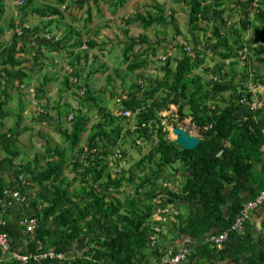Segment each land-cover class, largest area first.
I'll return each mask as SVG.
<instances>
[{"label": "trees", "instance_id": "1", "mask_svg": "<svg viewBox=\"0 0 264 264\" xmlns=\"http://www.w3.org/2000/svg\"><path fill=\"white\" fill-rule=\"evenodd\" d=\"M53 1L36 4L35 0H25L17 4L20 15L22 11H32L40 16L41 23L25 28L21 35L16 32L10 45L1 47L0 43V150L5 152L0 156V198L6 197L5 188H18L29 201L28 206L25 202L17 203L3 211L6 220L3 230L9 234L12 250L20 253L36 251L40 240L46 249L76 255L70 264H149L155 254L149 245L154 232L151 219L153 198L164 189V180H172L176 177L175 172L182 170L178 191L165 188L172 196L169 200L180 203L182 210L177 221H170L164 227L166 230L161 232L159 245L172 243L178 246L176 240L188 236L189 240L184 243L192 253L182 264H264V202L253 209L243 229L231 231L221 247L204 242L208 233L230 227L244 204L264 189V107L255 111L249 104L241 102L243 95L251 96L244 85L250 65L242 66L237 60L245 30L251 27L247 19H241L240 25L233 22L229 26L230 15L225 17V0H187L191 21L202 18L209 27L202 28L196 23L200 29L208 30L206 42L216 40L211 47L218 59L213 67L203 68L206 74L216 75V79H204L196 72L205 57L189 53L183 43L173 42L172 49H180L179 54L159 59L163 78L140 72L142 80L126 91V97L124 94L118 96V102L125 109L136 111L142 107L136 114L139 127L135 128L125 127L121 121L127 117L114 115L103 103V98L94 94L88 79L84 80L86 94L83 97L78 92L76 94L81 97L82 107L74 109L71 127H64L61 119L57 126L69 146L46 144V150L36 153L30 162L17 164L19 135L24 130L20 128L23 107L17 111L15 125L7 126L6 118L11 111L6 105L12 97L10 89L22 91L30 85V60L23 55L33 53V62L38 63L43 47L49 50L63 47L64 39L48 41L44 36L45 32L59 28L63 16L61 6L66 4V8L69 5L68 0ZM78 1L83 3L86 0ZM240 2L249 10L250 0ZM261 4V10L256 13L258 23L252 27L253 35L249 38L251 41L256 37L264 40V0ZM0 11H4L3 0H0ZM146 13L139 11L124 20L127 24L143 21L145 28L155 22L165 26L169 23L176 32H181L174 12L165 15L158 5L155 11ZM13 26H16L14 22ZM3 31L4 27L0 25V32ZM67 32L77 35L70 46H81L80 32L71 25ZM40 33L44 42L38 48L33 44L27 46L28 36ZM87 42L89 48L97 44L95 38ZM139 43L149 45L136 51ZM124 50L128 60L131 55L139 58L156 49L148 34L143 32L132 37ZM70 54L73 56L72 66L76 68L74 73L83 79L81 60L90 64L89 51L71 50ZM254 55L257 61L255 79L264 82V44L254 48ZM227 58L233 59L229 65L225 62ZM147 61L148 56L129 62V67L135 70L144 67ZM52 78L55 76L45 75L38 88L35 87L37 97L43 95ZM68 81L66 75L64 82L67 84ZM171 103L179 105L180 119L191 116V122L199 129L201 142L195 148L183 147L169 138L168 130H164L160 111L169 108ZM84 106L98 108L101 114L91 128L88 127L91 116L84 111ZM69 107V103L59 105V116L66 114L67 117ZM144 121H151V126H141ZM88 130L91 131L86 144L82 145ZM128 139L136 144L138 139L150 141L152 145L139 159L131 160L128 166L117 171L111 166L113 147L119 149L120 144ZM122 153L127 156L126 150ZM177 162L181 163V168L168 174L166 168ZM118 165L121 164L118 162ZM67 168L75 172L72 181L65 173ZM22 179L28 183L22 184ZM75 180L78 184L72 188ZM126 184H134L136 189L122 198L119 195ZM30 214L39 217L34 239L20 224V220ZM257 214L263 216L258 235L254 232L256 223L251 220ZM0 264L21 263L0 248ZM30 264L69 262L48 258Z\"/></svg>", "mask_w": 264, "mask_h": 264}, {"label": "rangeland", "instance_id": "2", "mask_svg": "<svg viewBox=\"0 0 264 264\" xmlns=\"http://www.w3.org/2000/svg\"><path fill=\"white\" fill-rule=\"evenodd\" d=\"M16 1L17 0H3L4 11H0V25L4 27V31L0 32L1 47L5 44L10 45L16 33L15 29L18 27V24L35 26L41 23L40 16L32 11L25 10V12L22 11L23 14L20 15L17 11L18 6ZM35 1L36 4L54 2L53 0ZM205 1L208 2L214 0ZM68 2L69 5H67L66 8V4L61 6L63 16H61L59 20V28L55 27V31L62 34V39H64L63 47L59 50H49L48 47H43L42 56L38 63L33 62V53L23 55L30 60V85L38 88L45 75H53L55 78H52L50 82L46 84V91L40 96V98L37 96L33 98L32 96L34 95L29 92L27 88L22 91L10 89L12 97L6 105V108L11 111V114L6 118L7 126L15 125L18 121L17 111L21 110L23 107V118L21 120L20 128H24V130H22V133L19 135L18 146L20 154L15 158L17 164L30 162L36 153L44 152L46 150V144H59L61 147L69 146L57 126H59L61 119L64 127H71L72 121L66 120V114L62 117L59 116L58 106L69 103V112L71 113L72 111H75L73 105L75 103V98H77L76 85L70 83V79L67 84L64 82L65 76H69V73L64 70V67L70 65L69 62L73 57L70 54V51L81 50V46H70V43H72L77 37V35L67 32V27L70 25L80 32L83 42L88 41L91 38H95L97 41V44L90 48V64L83 65L84 69H81V77L83 80L88 79L89 84L94 89V94L98 97L101 96L104 100L103 103L112 111H115L119 106L117 97L123 94L126 95V91L132 90L134 85L142 80L139 75L140 72L153 78L157 76L160 78L164 77V71L160 69V65L162 64L159 61V59H161L160 55L166 54L168 56L179 54L180 49L177 47L174 50L172 49L173 42L183 43L184 41H187L195 46L196 53L194 52V54L199 55L200 57H205L203 58L204 61L202 67L196 69V72L203 75L204 79L214 76L212 74H206L203 70L204 67L213 65L215 59H218V55H216L213 50L207 51L203 45L204 42L206 43V47L214 44L212 41L206 42L208 30L205 31V29H200V26L207 29L209 27L202 18L195 20V22L191 21V10L190 6H188L187 0H99L98 2L95 0H86L83 3H80L78 0L77 2L76 0H68ZM158 5H161L165 15L174 12L176 23L181 31L180 33L176 32L174 26L169 23L165 26L155 22L149 28H145L143 26V21H134L127 24L124 20V18L139 11L145 15L147 14V11L153 12L157 9ZM229 5L230 1L225 0V6L227 8L225 11V17L230 15L229 17L231 21L237 22L240 25L241 19H243V13L235 11ZM253 18L255 20L250 22L251 27L246 29L245 33L254 31L252 27L258 22L256 15H254ZM13 22L16 24L15 28ZM196 23L200 26L196 25ZM143 32H146L150 40L154 42L156 49L155 52L150 50L139 58H135L131 55V57L126 60L124 55L125 47L132 40V37L138 36ZM41 35L42 34L40 33L35 35L32 34L30 37L28 36V40L26 41L27 46L33 44L38 48L40 43L44 42ZM148 45L149 44L147 43H144L143 45H140L139 43L136 45L135 50H139L140 47H143L144 50ZM52 55L54 58L51 57ZM146 56H148V61L144 67H138L135 70L130 69L129 62L133 63L134 61H140ZM254 57L255 55L253 56V59L247 63H252L253 67L257 64ZM1 66L2 63L0 62V67ZM236 66H238V64ZM89 68L91 70H89ZM92 70L95 72H92ZM89 71H91V73ZM247 72H249L248 69ZM112 92L115 94L112 95ZM4 97L5 95L2 94V98ZM83 109L89 114V116H91L88 124V127L91 128L93 123L100 119L101 114L98 112V108L95 107L90 109L88 106H84ZM160 116H162V121L166 118L169 138L172 139V137L176 136L172 130V127L176 125H182L189 132L200 136L199 129L191 122V116L180 119L179 105L171 103L169 108L160 111ZM137 121V115H133L123 118L121 123H124L125 127L133 128L136 126ZM90 131L91 130H88L84 135L81 142L82 145L86 144L87 135ZM148 142L142 141L141 144H136L132 139H128L126 142L120 144L119 151L122 152V150H126L127 161L139 159L144 153L149 151L152 143L150 141ZM114 148L115 147H113V151L115 152L116 150H114ZM4 155L5 152L0 150V156ZM111 159V166L114 168L120 160L116 157H111ZM180 168L181 163L177 162L166 168V171L168 174H171V172L176 171L175 169ZM65 173L72 181L75 172L72 171L71 168H67ZM181 175L182 170H177L175 172L176 177L172 180L170 179V181H173L178 187H180L182 180ZM76 184H78V181H73L72 188L74 187L73 185ZM135 189L136 186L134 184H126L123 187V192L120 193L119 196L125 198L128 194L134 193ZM177 204V206H181L180 203ZM181 210L182 206L180 208V211ZM185 210L186 209H184V212ZM164 230L166 229L164 228ZM186 238L189 239L188 236H184L180 239Z\"/></svg>", "mask_w": 264, "mask_h": 264}, {"label": "built area", "instance_id": "3", "mask_svg": "<svg viewBox=\"0 0 264 264\" xmlns=\"http://www.w3.org/2000/svg\"><path fill=\"white\" fill-rule=\"evenodd\" d=\"M25 0H17L16 4H22ZM231 8H233L237 12L243 13V18H246L247 21L253 22L255 19L253 18L256 13H258L261 10V0H250V6L249 10L244 7V5L240 2V0H229ZM246 1V0H244ZM18 11V10H17ZM21 24V23H20ZM229 26L233 25V22L231 19H228ZM29 24H22L16 27V32L18 34H23L25 31V28L30 27ZM247 35V36H245ZM245 37H243V44L242 48L238 51L237 60L239 61V64L242 66H246L248 61L253 59L254 56V48L258 47L260 44H264V40L261 37H256V40L251 41L249 38L253 35V32L245 33ZM44 36L46 37V40L48 41H58L62 39V34L58 31L53 30L52 32H45ZM213 43L216 42V40L212 41ZM185 49L192 53H196V47L191 45L189 42L184 41L183 42ZM203 45L205 46V50L211 51V46L206 47V43L204 42ZM81 50L90 51L89 45L87 41H84L81 44ZM167 57L166 54H161L160 58L165 59ZM233 60L232 58L225 59V62L227 65L230 64V61ZM82 65H86L85 59L81 60ZM215 64V62H214ZM213 64V65H214ZM213 65H210V67H213ZM248 67L249 70V77L247 81L245 82V86L247 87V91L251 92V96L249 97L247 94L243 95L241 98V102L249 104L251 109L258 110L262 107H264V82H261L260 80L255 79V72L256 68L252 66V63L249 64ZM64 70H66L69 73L70 76V83L75 84L77 87V92L80 96H84L86 94V84L83 79L79 78L74 72L76 70L75 67L68 65L64 67ZM214 75V74H212ZM212 78L216 79V75H214ZM21 86L25 87L24 84ZM29 92H31L36 97V91L35 87L32 85H28L26 87ZM126 97V95H124ZM119 97H117V101H119ZM119 106L115 111H113L114 115L116 116H133L136 115L138 111L141 110L142 107H138L136 111H133L132 109H125L121 107L120 103H118ZM173 104V103H172ZM74 108L79 109L82 107L81 105V97L77 96L75 98ZM175 106V105H173ZM143 108H145L143 106ZM172 110V108L170 107ZM44 111V110H42ZM76 111H72L67 115L66 120L72 121L74 119ZM167 114V113H166ZM164 114V115H166ZM170 114V113H169ZM171 115V114H170ZM151 121H144L141 126H151ZM162 124H164V130H167L166 126V118L163 119ZM135 127H139V125L136 124ZM133 127V128H135ZM173 128V127H172ZM120 142V141H119ZM138 144H141L142 141L140 139L137 140ZM113 157L119 159V163L121 165H118V163L114 166V169L117 171L122 170V166H128L130 164V161H127V157L123 155L119 149H117ZM28 183L26 179H22V184ZM164 189L159 191L156 196L153 198L154 201V211L152 214L151 219L153 220V229L154 232L151 235L149 239V245L151 247V250L155 251V254L152 255V259L149 264H182L186 261H188L189 256L192 253V250L189 246H162L159 245V240L162 236V231L164 230V227L167 225L169 221H176L177 215L180 213V210L177 208V204L174 201H170L171 195L167 193V190L165 188H170L174 191H178L179 187L173 182V181H163ZM4 194L6 197L0 198V248L4 252H10L12 257L20 261L21 264H30L31 261L41 262L45 259L51 258V259H58L59 261H68L69 264L72 260L75 259L76 255L69 254L64 251H57L54 248H48L46 249L42 241H38V247L36 248V251L30 252V253H20L16 250H12L11 240L9 238V234L7 231L3 230V226L6 225V220L3 217V211L7 208H10L14 206L17 203L23 204L24 202L26 205H29L28 196L26 194H23L20 189L18 188H5ZM264 202V189L253 199L246 202L241 209L240 213L236 216L233 224L230 227L224 228L221 231H214L210 232L205 236V241L209 243L212 247H221L223 243L228 240L231 231L233 230H241L244 228V225L246 221L251 217L252 210L261 205ZM42 206V205H40ZM39 223V217L36 214H30L26 215L20 220V224L25 227V232L28 233L31 238H35L36 236V230Z\"/></svg>", "mask_w": 264, "mask_h": 264}, {"label": "water", "instance_id": "4", "mask_svg": "<svg viewBox=\"0 0 264 264\" xmlns=\"http://www.w3.org/2000/svg\"><path fill=\"white\" fill-rule=\"evenodd\" d=\"M172 130L176 134V136L172 137V139L180 143L185 148L193 149L201 142L200 136L189 132L182 125H176L172 128Z\"/></svg>", "mask_w": 264, "mask_h": 264}, {"label": "crops", "instance_id": "5", "mask_svg": "<svg viewBox=\"0 0 264 264\" xmlns=\"http://www.w3.org/2000/svg\"><path fill=\"white\" fill-rule=\"evenodd\" d=\"M55 30V29H54ZM43 49V48H42ZM55 52H58V51H55ZM52 58H54V56L52 55L51 56ZM72 59H73V57H72ZM72 59H71V61H72ZM71 61L69 62L70 63V66H72V63H71ZM60 65V64H59ZM261 70H263V69H261ZM262 214H264V213H262ZM13 215V214H12ZM11 218H12V216H10V220H11ZM262 219H263V216H259L258 214L257 215H255V216H253L252 217V221L253 222H255L256 223V226L254 227V232H255V234L256 235H258L259 234V232L261 231V222H262ZM13 221V220H12ZM187 240H189V239H177L176 240V242H175V244L176 245H178V247L179 246H184L185 245V241H187ZM204 242L205 243H207L206 241H205V239H204ZM207 244H209V243H207ZM168 245H172V243L171 244H169L168 243ZM163 246V245H162ZM173 246V245H172ZM185 246H187V245H185ZM211 246V245H210ZM217 248H219V247H217Z\"/></svg>", "mask_w": 264, "mask_h": 264}, {"label": "bare ground", "instance_id": "6", "mask_svg": "<svg viewBox=\"0 0 264 264\" xmlns=\"http://www.w3.org/2000/svg\"><path fill=\"white\" fill-rule=\"evenodd\" d=\"M174 134V133H173ZM174 135H176V134H174Z\"/></svg>", "mask_w": 264, "mask_h": 264}]
</instances>
